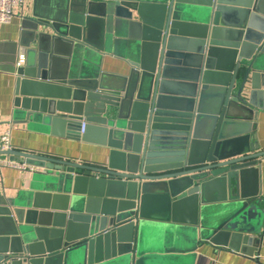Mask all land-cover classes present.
Listing matches in <instances>:
<instances>
[{"label":"water","instance_id":"obj_1","mask_svg":"<svg viewBox=\"0 0 264 264\" xmlns=\"http://www.w3.org/2000/svg\"><path fill=\"white\" fill-rule=\"evenodd\" d=\"M63 1L23 17L14 113L106 153L87 164L0 152L42 169L29 192L0 196V264H136L168 251L149 235L153 221L250 254L264 213L252 136L264 110V0ZM120 31L123 77L102 71Z\"/></svg>","mask_w":264,"mask_h":264},{"label":"crops","instance_id":"obj_2","mask_svg":"<svg viewBox=\"0 0 264 264\" xmlns=\"http://www.w3.org/2000/svg\"><path fill=\"white\" fill-rule=\"evenodd\" d=\"M147 1V0H145ZM149 1V0H148ZM63 0H26L14 9L13 17L7 24L0 26V132L10 130L12 148L19 151L39 153L51 157L72 160L80 163L99 164L104 161L106 150L95 144L83 143L51 134L42 121L19 120L13 105L11 72L16 65L18 54L23 53L18 46L19 32L23 17L36 13L48 15L63 9ZM100 29H98L99 32ZM122 31H120L121 34ZM113 45L111 56H104L102 71L110 75L123 77L128 70V42L126 33L118 37ZM71 58L65 53L60 55L58 64L63 68L71 65ZM84 59L76 61L79 68L86 66ZM87 68V67H86ZM260 88L264 91V71L259 76ZM253 140L258 143V150L264 151V110H259L253 118ZM21 160V159H19ZM260 207L264 210V156L259 158ZM37 171H21L14 168H0V196L14 198L20 193L31 190L34 174ZM258 231L248 234L252 242L244 245L250 254L241 253L228 248H221L196 238L193 226L172 225L166 221H153L149 235L155 237L154 244H160L167 252L149 254L136 264H264V213L255 224ZM245 235V234H244ZM155 245V246H156ZM148 248H150L148 246ZM109 264V262L98 263Z\"/></svg>","mask_w":264,"mask_h":264},{"label":"built area","instance_id":"obj_3","mask_svg":"<svg viewBox=\"0 0 264 264\" xmlns=\"http://www.w3.org/2000/svg\"><path fill=\"white\" fill-rule=\"evenodd\" d=\"M26 0H0V26L7 24L13 17L14 9L24 4ZM24 59L23 53H19L16 65L22 64ZM80 132H83V124ZM13 149L11 145L10 130L0 132V152L9 151ZM8 167L21 171H37L39 168L25 163L23 160H12L8 155L0 154V168Z\"/></svg>","mask_w":264,"mask_h":264}]
</instances>
